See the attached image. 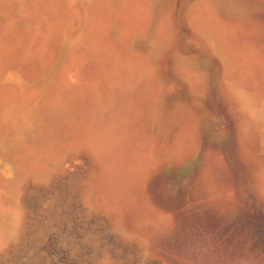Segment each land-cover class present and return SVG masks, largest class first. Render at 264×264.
<instances>
[{
  "label": "bare ground",
  "instance_id": "obj_1",
  "mask_svg": "<svg viewBox=\"0 0 264 264\" xmlns=\"http://www.w3.org/2000/svg\"><path fill=\"white\" fill-rule=\"evenodd\" d=\"M218 65L264 99V0H0V254L26 234L33 196L105 212L122 236L139 229L144 246L173 236L169 216L146 218L147 181L179 168L186 194L213 193L221 150L195 157L198 101L217 90ZM177 82L185 100L168 98ZM209 117L218 133L232 122L239 160L261 153L264 195L262 129ZM206 196V206L217 203Z\"/></svg>",
  "mask_w": 264,
  "mask_h": 264
},
{
  "label": "rangeland",
  "instance_id": "obj_2",
  "mask_svg": "<svg viewBox=\"0 0 264 264\" xmlns=\"http://www.w3.org/2000/svg\"><path fill=\"white\" fill-rule=\"evenodd\" d=\"M213 72L211 77L217 90H210L206 98L198 101L202 113L198 115L200 150L195 163L206 148L212 153L221 150L224 165L219 172L215 171L220 181L213 187V193L206 194L215 195L216 201L211 200L217 203L208 207V196L186 194L182 181L188 173L183 169L171 168L156 174L147 181V195L153 205L146 207V218L169 216L175 231L173 236L153 238L148 246H144L137 240L141 236L138 235L139 229L133 238L131 235L129 238L122 236L105 212H88L79 205L69 204L66 198L59 199L62 202L58 205H49L43 197L33 196L34 199H29L26 205L27 232L18 243L12 241L0 254V264H264V235L259 226L264 218V195L257 186L263 166L259 157L261 153L251 152V156L239 160L232 122L228 123L226 119L223 132L218 133L214 128L218 125H214L209 117L213 114L236 117L262 129L257 144L264 151V99L255 100L245 90L233 85L223 77L219 65L213 68ZM175 86L176 91L169 95V100H185L186 87L179 82ZM221 205L230 207L225 215L219 210ZM125 228L131 234L130 220L125 223ZM223 230L228 231L224 234ZM247 231L255 236L248 239Z\"/></svg>",
  "mask_w": 264,
  "mask_h": 264
}]
</instances>
